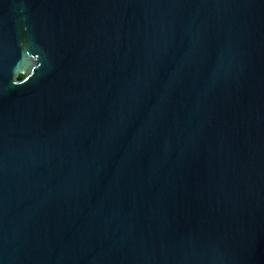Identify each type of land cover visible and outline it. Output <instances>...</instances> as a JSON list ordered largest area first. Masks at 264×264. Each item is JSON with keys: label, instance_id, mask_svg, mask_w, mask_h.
Here are the masks:
<instances>
[{"label": "water", "instance_id": "95a60500", "mask_svg": "<svg viewBox=\"0 0 264 264\" xmlns=\"http://www.w3.org/2000/svg\"><path fill=\"white\" fill-rule=\"evenodd\" d=\"M0 264H264V0H0Z\"/></svg>", "mask_w": 264, "mask_h": 264}, {"label": "trees", "instance_id": "16d2710c", "mask_svg": "<svg viewBox=\"0 0 264 264\" xmlns=\"http://www.w3.org/2000/svg\"><path fill=\"white\" fill-rule=\"evenodd\" d=\"M20 77H22V76H20Z\"/></svg>", "mask_w": 264, "mask_h": 264}]
</instances>
